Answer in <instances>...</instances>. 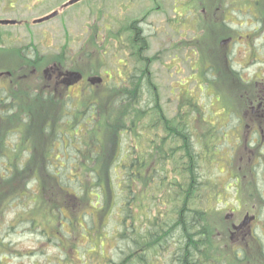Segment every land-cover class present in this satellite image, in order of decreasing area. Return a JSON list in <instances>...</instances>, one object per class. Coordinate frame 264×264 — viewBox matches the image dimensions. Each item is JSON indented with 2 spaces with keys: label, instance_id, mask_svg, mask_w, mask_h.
<instances>
[{
  "label": "trees",
  "instance_id": "16d2710c",
  "mask_svg": "<svg viewBox=\"0 0 264 264\" xmlns=\"http://www.w3.org/2000/svg\"><path fill=\"white\" fill-rule=\"evenodd\" d=\"M197 1L202 5H194L197 11L224 4L223 0H190V4ZM133 23L137 27L136 21ZM132 25L110 32L115 42L109 47L108 38L100 41L94 29L91 36L100 57L93 59L91 47L84 48L80 60L86 63L82 65L75 62L68 66L63 59L39 53L32 57L20 49L24 67L42 69L57 62L60 68L83 71L96 80L87 79L83 84L87 92L82 96L71 93L66 85H51L42 72L40 83H33L35 75L10 83L7 95L0 96V117L6 118V125L0 124V160L7 155L14 133L20 135L22 144L15 150V161L23 149L30 146L33 150L25 163H15L10 157L0 163V171L5 172L4 176L0 173V186L14 181L16 172H26L22 174L25 177L36 172L32 180L37 182L41 179L38 172H44V192L49 193L45 197L57 210L60 224L49 231L35 218L28 217V222L62 244L69 261L66 264H70L68 252L75 240L85 242L80 247L94 264H223L228 254L218 244V227L214 234L213 222L218 215L220 183L212 170L219 161L215 155L220 138L214 137L213 131L204 136L202 126L196 124L198 118L192 122L189 112L200 116L202 111L189 93L179 100L175 116L166 114L150 73L154 57L146 56V38ZM111 49L116 68L107 69ZM217 62L222 69L220 77L231 84L230 90H218L221 100L235 102L231 111L236 112L240 92L233 84L239 77L225 71L221 60ZM105 70L112 72L111 78L99 81L98 74ZM205 80L203 91L213 81ZM24 100H31V106L26 107ZM18 120L22 128L14 127ZM169 167L175 177L169 175ZM63 172H69L67 178ZM15 190L13 187L0 196V211L10 209L12 199L29 196ZM92 196L96 201L90 204ZM82 202L87 208H83V220L77 214ZM63 205L70 214L64 212ZM25 218L20 214L16 224L3 229L24 224ZM76 222L87 229L90 241L81 238ZM106 240L120 248L119 261H107ZM8 245L1 246L4 252ZM198 245L201 250L196 251Z\"/></svg>",
  "mask_w": 264,
  "mask_h": 264
},
{
  "label": "rangeland",
  "instance_id": "374dc122",
  "mask_svg": "<svg viewBox=\"0 0 264 264\" xmlns=\"http://www.w3.org/2000/svg\"><path fill=\"white\" fill-rule=\"evenodd\" d=\"M68 0H0V18L8 16L11 18H16L22 21V24H11L3 25L0 24V72L14 70V68H20L22 61V53L20 49L28 54L29 56L35 57L38 55H48L49 58L57 57L58 59H63L66 64L72 65H82L80 57L82 56V49L91 47L90 51H93V59L100 57L98 48L93 45V30L98 32L99 40L103 41L108 38V47L115 40L109 36V33L116 32L119 27L128 25L133 18L143 19L139 25H141L143 34L146 36L149 44L146 48V54L149 57H154L151 66L152 78L159 89V96L161 104L169 117H173L178 113L179 100L182 97H186L187 93L196 97V102H198L201 114H194V112H189L192 122L196 120L198 126H202V133H207L210 135L212 131L214 132V137H219L218 143L222 144L221 154L223 158H227L226 153L229 152L230 145L234 144V119L225 118L222 116L223 107L216 99H220V94H217L215 90H226L228 89V81L222 80L220 77L221 70L220 65L217 62L219 56L215 53H207L204 43L205 39L203 33H196L198 24L190 19L192 17L191 13L183 15L177 10H182L184 0H83L78 4L72 5L70 7H63L65 2ZM54 10H60V14L43 23H35L34 20L40 18ZM4 15V16H3ZM145 16V17H144ZM234 24L233 27L240 31L241 33H249L256 36V43L259 46L262 38L258 33L257 28L260 27L261 23L255 21L246 11H235L233 13ZM144 17V18H143ZM181 24L182 28L180 25ZM177 25V26H176ZM218 28L216 33H220ZM183 31V32H182ZM258 36V38H257ZM196 38V39H195ZM210 39V37H206ZM195 40V42H194ZM98 41V39H97ZM101 44L100 42L97 45ZM234 52H241L243 50V45L236 44L233 49ZM109 52V61L107 63V69L110 67L116 68V56L113 49ZM217 59V60H216ZM83 63H86L84 61ZM222 63L223 60H222ZM113 65V66H111ZM257 65L249 66L242 69L241 64L234 62L235 69H241L242 74L245 76L253 75L256 70ZM42 70V69H40ZM103 71L99 76L103 75ZM122 73V69H121ZM32 81L34 84L41 82V77L43 74L38 72L34 74ZM89 77V76H88ZM103 78V76H101ZM210 78L212 82L206 86L205 90H201V82L206 81L205 79ZM223 78H225L223 76ZM64 83L60 84L63 85ZM7 86V82H0V88L4 89ZM9 88V86H7ZM83 88V89H82ZM82 88L77 86L71 87L70 92L76 95L82 96L87 92V87L84 85ZM182 89V90H181ZM5 90V89H4ZM208 90V91H207ZM217 97H215V95ZM228 98L227 93H223ZM86 99V98H85ZM232 100V99H231ZM24 105L26 107L31 106V100H24ZM239 104V102H238ZM46 109L51 112V107ZM205 117L208 119H205ZM5 117H0V124L6 125ZM18 121H14L16 126ZM229 122V123H228ZM213 126H211V125ZM22 128V127H20ZM17 129V128H14ZM106 135V132H104ZM223 133H227L228 136L223 137ZM102 135L101 132H98ZM14 133L9 139L8 145L10 147L7 150V155L3 156L0 163H4L11 159L15 163H25L31 154L30 151L33 150L32 147H27L21 151L20 156L17 161H15V150L22 147L20 135ZM205 141V139H204ZM5 142V143H7ZM106 146V145H104ZM28 149V150H27ZM9 157L11 159H9ZM236 162V158H234ZM106 162L104 159L103 164ZM3 168V164H0ZM222 170L221 173L214 174V179L217 180L221 186L228 185L232 183V186L228 188L224 201L220 202L217 208L220 210H225L224 215L229 208L236 206V193L238 190L237 182L235 184L233 175L235 172L232 169L227 170L220 166ZM245 169V167H244ZM169 175L175 177V173H172L169 167ZM230 171V172H229ZM240 175V180L244 181L245 174L247 171L238 172ZM0 173L4 176L5 172ZM26 174V172H24ZM20 172H16V177L12 182H7L4 188L0 186V196H3L6 191H10L13 187H16L15 192H27L29 196L18 197L16 201L13 202L10 209H3L0 211V264H66L69 261L65 251L63 252V246L56 239H48L44 235L41 228L34 229L32 225L28 222V217L35 218L37 223H41L47 226L49 231L55 229L60 223L58 222L60 216L57 210L54 209V205L46 199L45 195L49 193L46 189V184L43 181L44 172H38L40 175V180H32L36 176V172L31 173L30 176L25 177ZM29 173V172H27ZM204 173V171H203ZM65 178L69 175V172H63ZM241 183V182H240ZM236 188V189H235ZM91 191L95 192V187L91 188ZM243 193H246V186L240 189ZM13 192V193H15ZM13 193L11 195H13ZM242 193V194H243ZM93 204L96 201L94 196L91 197ZM145 198V195L144 197ZM230 201V202H227ZM71 204V203H70ZM82 207L77 212L81 220L83 215V208L86 203L82 202ZM162 207H164L161 204ZM226 207V208H225ZM66 214H70V211L63 205L61 207ZM2 209V208H1ZM87 208H84V211ZM222 210V211H223ZM26 216V223L21 225H16L5 231L3 227L9 224H16L15 219L19 215ZM82 215V216H81ZM223 214H218L217 218L213 220L214 222V234L215 229L220 227L223 223ZM86 220H90V217L85 215ZM81 232V238L88 239L87 229L81 227L82 224L79 222L74 223ZM216 225V227H215ZM224 226V223H223ZM40 229V230H39ZM2 241V242H1ZM8 243L6 252L1 246ZM78 241H74V245L69 250L71 254L70 264H94L88 260L87 252L80 246H82ZM106 246V259L113 261H119V247L114 248V241L105 242ZM223 246V245H222ZM80 247V248H78ZM9 249H11L9 251ZM64 249H66L64 247ZM67 253V249H66ZM7 255V256H6ZM168 255V254H167ZM72 262V263H71ZM109 264V263H108Z\"/></svg>",
  "mask_w": 264,
  "mask_h": 264
},
{
  "label": "flooded vegetation",
  "instance_id": "af4514ba",
  "mask_svg": "<svg viewBox=\"0 0 264 264\" xmlns=\"http://www.w3.org/2000/svg\"><path fill=\"white\" fill-rule=\"evenodd\" d=\"M182 3V14L191 13L192 21L200 26L206 52L215 53L219 56L218 60L223 59L226 71L230 74L235 72L239 77L233 85L240 92V108L230 115L235 124V143L231 146V157L226 160L225 167L238 172L247 171L248 174L242 176L244 181L237 183V205L225 216L226 225L217 229L218 244L225 248L223 253L228 254V264H264V0H225L224 4L214 9L203 6L200 12L194 8V5H201L200 1L190 4V0H184ZM237 9L248 12L255 21L261 23L257 28L262 38L259 46L255 35L243 34L233 27L232 15ZM130 22L136 27L133 18ZM219 27L222 29H219L220 33L216 38ZM236 44L243 45L241 52L232 50ZM235 60L241 64L242 69L257 65L253 75L244 76L241 69H235ZM58 66L57 62H53L40 70L36 65L29 68L22 65L19 69L1 71L0 82L5 81L10 86L16 79L31 78V75L42 72L51 85L58 87L65 81L64 73L67 70ZM85 83V78H82L71 87ZM227 86L231 88L230 83ZM228 105L223 109H228L227 113L230 114L235 102H229ZM237 177L239 178L238 175ZM243 186H246V193L240 191ZM199 250L201 246L198 245L196 251Z\"/></svg>",
  "mask_w": 264,
  "mask_h": 264
},
{
  "label": "water",
  "instance_id": "95a60500",
  "mask_svg": "<svg viewBox=\"0 0 264 264\" xmlns=\"http://www.w3.org/2000/svg\"><path fill=\"white\" fill-rule=\"evenodd\" d=\"M80 0H69L65 6H69V5H72V4H75L77 2H79ZM59 13V11H54L52 12L51 14L49 15H46L42 18H39L36 20V22H43L45 20H49L53 17H55L57 14ZM0 23H3V24H14L16 23V20H11V19H3V20H0ZM71 76L73 77H79V74L78 73H71Z\"/></svg>",
  "mask_w": 264,
  "mask_h": 264
}]
</instances>
